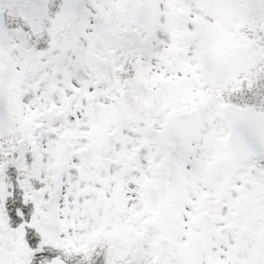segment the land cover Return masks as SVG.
<instances>
[{
	"label": "rangeland",
	"instance_id": "1",
	"mask_svg": "<svg viewBox=\"0 0 264 264\" xmlns=\"http://www.w3.org/2000/svg\"><path fill=\"white\" fill-rule=\"evenodd\" d=\"M0 11L9 43V64L0 55V152L6 144L21 196L13 201L0 179V214L7 225L13 215L0 232V264H154L158 236L171 253L157 264H185L209 194L198 173L222 149L225 128L205 120L186 154L162 122L219 111L224 84L264 63V0H0ZM47 39L48 48L35 47ZM88 53L106 63L105 80L87 72ZM124 88L139 106L135 125L118 100ZM180 153L183 177L177 163L162 175L163 155L175 162ZM224 213L223 203L201 264H251L250 251L264 264V198L250 223H225Z\"/></svg>",
	"mask_w": 264,
	"mask_h": 264
},
{
	"label": "water",
	"instance_id": "2",
	"mask_svg": "<svg viewBox=\"0 0 264 264\" xmlns=\"http://www.w3.org/2000/svg\"><path fill=\"white\" fill-rule=\"evenodd\" d=\"M3 16L0 13V48L3 59L7 60V41L3 36ZM61 42L64 41L63 35L59 36ZM86 68L93 76L94 80L99 81L106 75V66L98 60L94 54H87L85 57ZM119 100L123 106L125 113L128 115L132 123L138 121V108L134 98L128 90H124L119 95ZM221 116L224 119L227 128L228 136L225 143L227 155L225 158L218 159L213 163L211 170L207 175V182H211L219 177L223 181L227 180V172L234 170L246 155H258L264 150V114L255 111L251 108H239L235 106H226L221 110ZM199 114L197 110H193L181 115L172 116L167 119L164 127L165 135L168 138L177 136L183 141V144L189 149L190 140L194 131L199 126ZM244 150V153H243ZM221 199L219 191L216 193L215 202L218 203ZM85 207L89 208V202L85 203ZM172 224L178 227V216L172 217ZM198 228L203 237L215 236L217 233L210 218L202 213ZM0 230H5L3 216L0 215ZM190 254L187 264H200V256L205 250L204 240L202 238H194L190 243ZM20 257L26 258L28 251L21 247L18 249ZM169 254V242L159 238L158 257ZM250 260L253 262L254 253H250ZM51 264H66L62 260H54Z\"/></svg>",
	"mask_w": 264,
	"mask_h": 264
},
{
	"label": "flooded vegetation",
	"instance_id": "3",
	"mask_svg": "<svg viewBox=\"0 0 264 264\" xmlns=\"http://www.w3.org/2000/svg\"><path fill=\"white\" fill-rule=\"evenodd\" d=\"M201 114V122H205V120H212V119H219V113L216 109L209 110V114L206 113L204 108L199 109ZM220 120V119H219ZM223 138V136H222ZM180 143V140H179ZM218 148V153L213 156L211 161H208V165L203 170L199 171V181L201 182V179L203 176H205V173L207 172L208 168L211 166L213 161L219 157L225 156V150L222 146V149ZM186 154L188 153L185 151ZM180 153L179 157L175 162L169 161L167 164V175H169L170 170L172 168L173 164H178V169L176 171V174L182 178L183 174L185 172V165H186V158L185 154ZM176 164V165H177ZM102 168L99 164L97 166V171H101ZM159 168V166H158ZM104 169V168H102ZM189 170V169H188ZM186 171V173L188 172ZM185 173V174H186ZM195 173V171H194ZM79 174V173H78ZM229 183L228 186H226L223 190L224 193V199L223 202L225 204L226 213H224V222H237L239 220L240 224L243 225L245 222L250 223L254 217H258L259 215V207L260 202L263 200L264 196H260L264 194V189L260 185L259 187V179L264 178V153L261 156L258 157H247L243 161H241L236 169L233 172H229ZM185 184V183H184ZM222 186L221 180L218 178L216 182H214L211 185V188L208 189L209 194L201 199V202L203 204H207L205 207V211L211 216L214 222L216 221V211L218 210V207H213V194L214 190L219 186ZM261 191V192H260ZM89 192V191H88ZM229 193L231 196H229ZM99 202H101L100 195L98 196Z\"/></svg>",
	"mask_w": 264,
	"mask_h": 264
},
{
	"label": "trees",
	"instance_id": "4",
	"mask_svg": "<svg viewBox=\"0 0 264 264\" xmlns=\"http://www.w3.org/2000/svg\"><path fill=\"white\" fill-rule=\"evenodd\" d=\"M260 33V32H259ZM39 37H43L41 35H37ZM36 39V37H35ZM40 39V38H39ZM32 44V41H29ZM52 42L51 40L47 39L46 41L43 42H38L35 44V47L38 49H45L48 47V44ZM39 43H43L39 45ZM247 80H242L238 81V86L239 88L237 91L234 93L235 98L229 100L231 103H235L238 105H249L255 108H258L262 111H264V63L259 62L256 64L252 69L248 70L245 74ZM260 100L263 101L262 104L260 105ZM7 145H4V148L2 150L1 148V157H0V170H2V176L0 179L4 181V183H8L9 186L11 187L10 194L12 197V200L14 201L17 196H20V193L16 190V182L12 181L11 179V173L8 170V168L4 165L5 161L2 158L3 155L2 153L7 151ZM14 177V176H13ZM8 181V182H7ZM10 197V198H11ZM9 198V199H10ZM15 203H17L15 201ZM25 209V208H24ZM18 211L20 214H23V208L19 206ZM7 214V219L9 221V224L11 225L12 223V213L9 211Z\"/></svg>",
	"mask_w": 264,
	"mask_h": 264
}]
</instances>
